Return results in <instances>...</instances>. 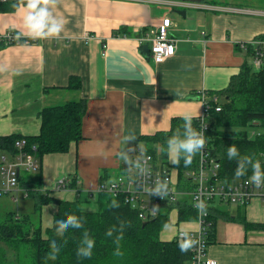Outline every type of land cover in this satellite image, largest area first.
<instances>
[{
    "label": "crops",
    "instance_id": "crops-1",
    "mask_svg": "<svg viewBox=\"0 0 264 264\" xmlns=\"http://www.w3.org/2000/svg\"><path fill=\"white\" fill-rule=\"evenodd\" d=\"M184 3L189 6L167 0H52L49 7L64 20V30L58 37L36 40L20 35L22 17L16 9L0 12V32L14 31L20 37L0 45V137H36L45 109L81 100L88 104L83 139L73 142L68 153L44 156L43 193L63 202L80 199L85 208L89 193L101 182L132 172L119 158L122 149L148 146L141 138L170 130L172 120L185 113L201 116V93L227 88L240 73L248 56L238 43L253 40L264 28L257 32V27L233 25L237 9L215 2ZM204 3L213 9L193 6ZM163 18L172 20L169 33L177 40V52L156 63L142 53L144 45L151 46L142 40ZM72 79L81 87L71 88ZM129 133L137 139L127 145L124 137ZM130 155L134 159V152ZM4 156L10 157L0 151V165ZM35 174L22 171L20 178L33 180ZM63 178L72 187L57 190ZM214 208L207 257L218 264H264V229L240 223L243 218L251 226H264V201L253 199L245 207L215 203ZM34 209L33 196L21 187L15 195L0 197V224L10 215L22 219ZM58 209L56 203L42 207L37 221L44 235ZM173 218L161 232L162 241L175 239L176 233L172 239L164 235L175 225L178 230H198L196 219L177 223L178 215ZM1 249L8 263L16 258L5 243L0 242Z\"/></svg>",
    "mask_w": 264,
    "mask_h": 264
},
{
    "label": "trees",
    "instance_id": "trees-1",
    "mask_svg": "<svg viewBox=\"0 0 264 264\" xmlns=\"http://www.w3.org/2000/svg\"><path fill=\"white\" fill-rule=\"evenodd\" d=\"M181 1V0H174ZM22 0L12 3L0 2V12L14 10V5ZM4 44V43H3ZM1 45V43H0ZM1 47V46H0ZM238 48L242 50L240 44ZM243 51V50H242ZM245 52V51H244ZM251 58V52H245ZM240 73L233 76L228 87L221 91H206L209 107V115L206 124L208 126V150L212 157L220 162L218 172L219 180L230 184L250 178L252 171L249 167L247 173L236 177V160H229L227 148L235 145L241 156H252L259 159L264 166V131L251 137L249 127H261L264 129V69H256L249 63V59L243 64ZM71 88H80V81L72 79ZM217 98V101H215ZM202 100V99H201ZM88 104L85 100L73 102L66 106L45 109L42 113L40 134L27 138L20 135L0 137V151L10 157L17 156L20 152L32 155L39 162L33 180L20 179V186L33 196L35 209L31 215L16 220L10 215L5 222L0 224V242L15 253L18 264L24 260H30L29 264H192V247L187 251H181L180 244L183 241L174 239L162 241L161 232L171 225L169 209L156 219L143 222L138 214L131 209L127 202V196L119 194L117 197L108 193H101L95 201L96 211H86L84 202L77 199L74 202H63L49 197V192L42 190V163L44 156L48 154H65L70 150L73 142L83 139L82 125L86 115ZM220 108V111H217ZM184 121L182 118L172 120L170 130L153 134L151 137H143L147 142V152L156 155L158 148L166 146L168 137L177 131L183 133ZM192 126L200 129V116L193 118ZM25 140L26 145L19 149L17 143ZM162 153V158L167 161L168 156ZM197 153L190 165L185 166L181 159L176 165L179 170V178L182 181L188 170L197 167ZM69 185H66V188ZM72 187V186H71ZM118 203V207H112V201ZM56 203L59 207L55 216L53 227L45 232L41 228L39 218L44 205ZM179 221L195 220L197 213L188 203L179 206ZM215 210L216 208L213 207ZM75 215L81 218L83 227L68 228L61 231L56 227L58 215ZM212 230L209 232L208 244L214 236L215 219ZM240 220V219H239ZM247 228H260L264 226H251L245 219L240 223ZM146 223V224H145ZM113 229V235L107 236L109 229ZM87 234L95 240V247L91 258L77 256V248L82 246V241ZM59 237L62 247L59 255H51L53 237ZM117 237L119 245H117ZM119 246L121 255H115ZM5 249L0 250V264H9Z\"/></svg>",
    "mask_w": 264,
    "mask_h": 264
},
{
    "label": "built area",
    "instance_id": "built-area-1",
    "mask_svg": "<svg viewBox=\"0 0 264 264\" xmlns=\"http://www.w3.org/2000/svg\"><path fill=\"white\" fill-rule=\"evenodd\" d=\"M8 0H0L1 3H6ZM172 5H188L184 2L167 0ZM202 9H213L211 5H193ZM237 12L250 13V10H238ZM173 26L170 18H163L161 24L151 31L147 37L142 40V43L151 44V57L156 63H162L173 57L177 52V40L170 37L169 29ZM20 39L14 31L7 33L0 32V43H16ZM243 51L251 52L253 65L256 69L263 71L264 69V35L255 37V39L247 42H239ZM203 102V111L200 116V129L205 135V145L202 152L199 153L197 167L193 170H188L181 181L179 171L174 170L170 165L169 159L166 161L158 157V152L153 155L147 152V148L136 146L134 147V159L139 154V147L144 150L145 155L150 157L147 161L151 172L146 177L138 175L137 170L127 173L125 176H120L114 181H103L98 189L89 193L93 200H97L101 193H108L114 197L119 194L127 196V202L132 210H134L143 222H149L156 219L159 215L169 209V218L171 221L174 216L178 215L179 206L183 203H188L197 213L196 222L198 230L190 231L179 229L175 239L184 241L187 237L183 234H188L196 243L192 247L193 258L192 264H218L214 259L207 257L208 237L210 228L213 225L211 221V211L215 203L224 205H235L240 207L247 206L253 199L264 201V187L256 188L249 178L238 181L236 183L226 184L219 180L218 172L220 162L211 156L208 150V126L206 124L209 115V107L205 106L208 101V96L205 92L201 93ZM217 101V98H215ZM220 111V108H217ZM26 145V141L22 140L17 143L19 149ZM175 167V166H174ZM176 168V167H175ZM39 162L34 156L20 152L15 157L4 156L0 165V197L15 195L19 191L20 177L23 170L27 172H37ZM176 171V174H175ZM165 181L168 186V194L164 197L159 195H149L143 191L144 186L152 187L156 181ZM68 184L67 178L60 179L56 185L57 190L66 188ZM198 200L204 201L206 204V213L202 214L194 206ZM176 222V221H174ZM177 223H180L178 220Z\"/></svg>",
    "mask_w": 264,
    "mask_h": 264
},
{
    "label": "clouds",
    "instance_id": "clouds-1",
    "mask_svg": "<svg viewBox=\"0 0 264 264\" xmlns=\"http://www.w3.org/2000/svg\"><path fill=\"white\" fill-rule=\"evenodd\" d=\"M52 0H23L22 3L14 5L16 14L22 17L23 31L20 35H25L30 39H47L55 38L60 35L64 30L65 22L62 18L53 14L49 4ZM183 133L177 131L166 140V146L160 148L161 152L167 154L170 162L173 165L179 164L180 160H184L185 166L191 164L193 157L203 151L205 145V135L203 132L193 128L192 121L193 115L191 113H185L182 117ZM137 139L134 133H129L124 137L126 144L130 141ZM139 154L135 156L130 155L135 151L134 148L126 147L122 149L118 155L119 158L127 165V170H137V173L141 177H146L150 174L151 169L147 163L150 159L143 149L139 147ZM227 157L231 160H236L237 167L235 170V176L238 178L247 173L249 167L252 174L250 181L256 188L264 187V166L259 159H254L252 156H241L239 149L233 144L227 148ZM143 191L149 195H159L164 197L168 194V186L165 181H156L154 186H144ZM117 201H112V207H118ZM198 211L202 214L206 213V204L202 200H198L194 205ZM56 227L61 231H66L68 228H82L83 223L81 218L75 215H58V224ZM107 236L113 235V229H109L106 233ZM186 239L180 244L181 251H187L196 243L188 234H183ZM120 237H117V245H119ZM62 247L59 237H53V247L49 250L51 255H59L60 248ZM95 247V240L85 234L82 241V246L77 248V256L82 258H91L93 254V248ZM115 255H121L119 246L115 250Z\"/></svg>",
    "mask_w": 264,
    "mask_h": 264
},
{
    "label": "rangeland",
    "instance_id": "rangeland-1",
    "mask_svg": "<svg viewBox=\"0 0 264 264\" xmlns=\"http://www.w3.org/2000/svg\"><path fill=\"white\" fill-rule=\"evenodd\" d=\"M181 1L186 2L189 0H181ZM205 1L215 2L216 4H219L225 8L230 7V8L238 9V10H250L251 12L247 13V14L244 12H235L236 15L233 16L232 24L236 25L238 27H243V28H247V29H249L251 27H257V29H259L257 32H259L261 28H264V0H205ZM194 13H196V12H194ZM202 13H204V12H202ZM228 23H230V22L228 21ZM254 33H255V31L253 30V34ZM263 35H264V32L259 33L255 37L263 36ZM255 37H253L252 39H255ZM245 42H247V41H245ZM248 59H249V63L252 64L253 63L252 58L248 57ZM247 130H248L251 137H254L255 134H258V133H261L264 131V129L261 127H249ZM157 150H158V157L161 158L162 153H161L159 148ZM23 171H25V170H23ZM32 175H33V173H32ZM231 206H235V205H231ZM85 208H86V211L87 210L88 211H96L97 207H96L95 201L90 198L88 200V202L86 203ZM173 228H174L173 231L170 229V227L164 231V233H165L164 235L166 238L172 239V233H176L173 238L176 237L177 232H178L177 231L178 228L176 225ZM29 263H30V260H27V259L24 260V263L22 262V264H29ZM9 264H18V261L14 259V260L10 261Z\"/></svg>",
    "mask_w": 264,
    "mask_h": 264
},
{
    "label": "water",
    "instance_id": "water-1",
    "mask_svg": "<svg viewBox=\"0 0 264 264\" xmlns=\"http://www.w3.org/2000/svg\"><path fill=\"white\" fill-rule=\"evenodd\" d=\"M180 14H182V16H185V13H180ZM142 53L146 57L151 58V47L149 45H144L143 48H142Z\"/></svg>",
    "mask_w": 264,
    "mask_h": 264
}]
</instances>
